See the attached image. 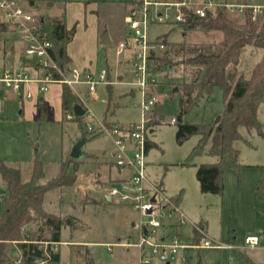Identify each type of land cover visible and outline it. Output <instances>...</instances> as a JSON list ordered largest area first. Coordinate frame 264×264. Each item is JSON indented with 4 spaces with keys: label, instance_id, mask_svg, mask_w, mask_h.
<instances>
[{
    "label": "rangeland",
    "instance_id": "obj_1",
    "mask_svg": "<svg viewBox=\"0 0 264 264\" xmlns=\"http://www.w3.org/2000/svg\"><path fill=\"white\" fill-rule=\"evenodd\" d=\"M32 1L34 3L28 9L33 13L42 16L59 15L65 10L67 23L72 24L78 20L69 48L76 55L73 66L92 73L94 79L98 78L102 69L106 72L105 82L97 83L91 94L87 92V84L76 86L80 97L84 99L83 102L77 96L78 103L93 115V124L102 121L111 127L110 122H114L120 127H126L139 122L142 119L143 96L136 84L133 50L125 48L120 53L117 52L118 43L130 36L128 31L122 30V18L129 12L132 0ZM251 1L264 3V0ZM227 15L232 21L244 22L243 15L229 10ZM255 22L260 23L261 19ZM95 30L99 34L104 31L109 42L103 44L91 41V34ZM186 34L184 37L179 27L168 23H151L146 30L149 41L165 37L171 43L181 42L184 38L186 42H209L221 38L219 31L204 33L194 30ZM5 47L6 43L1 38L0 58ZM161 52L159 50L152 55L161 56ZM261 53L259 48L244 46L238 73L248 75ZM151 63L152 60L149 63L152 80L149 78L147 81L152 90L148 94L154 97L156 103L145 110L144 118L156 121L147 124L150 147L145 156V173L148 181L157 185L163 196L175 205V210L172 211L168 210L169 207L161 209L162 217L158 214L153 216L160 222V226L155 228L156 236L164 235L168 229L178 225L184 235L190 236L193 228L198 226L214 242L233 245L231 249H185L186 264H196L199 258L202 264H225L229 256L238 260V253L243 250L255 260H264V102L259 105L257 112L262 125L261 133L254 127L239 128L242 137L234 142L238 149L239 168L224 169L223 190L220 194L202 193L195 175L196 166L216 161L215 156L207 153L210 140L203 143L201 152L187 164L188 154L200 143L199 136L192 135L179 143L176 132L180 123L209 122L219 116L224 109L222 88L215 86L208 98H201L179 119V101L183 97L179 82L188 80L189 75L183 73L182 66H162L159 72H154ZM28 73L33 75L29 70ZM174 86L178 87L176 91H173ZM85 94L88 96L85 97ZM51 108L52 111L38 121L33 111L24 110L23 114L19 113L21 103L10 98L0 100V160L18 164L21 179L25 181L31 176L33 159L37 156L43 163L44 175L40 181H46L58 173L61 162L69 158L74 144L81 141L84 165L81 166V162L71 163L69 173L78 174L89 168L96 171L98 168L104 178L108 172L107 167L110 166L111 175L120 174L111 156L114 145L108 133L87 132L86 115L79 119H67L65 115L62 116L57 105ZM171 118L176 121L171 123ZM91 155H95L96 160ZM129 170L127 168L121 175L130 174ZM77 183L78 179L70 188H75ZM114 186L118 187L117 184ZM107 188L98 184L87 193L98 199ZM3 191L0 178V195ZM82 197V204L77 202L73 206L70 204L73 195L67 187L50 189L44 195L46 210L70 213L79 218L73 225L67 224L61 228L58 264H139V249L125 243L137 240L140 224H144L149 217L142 216L130 204L87 202ZM158 200L161 205L165 204L161 196H158ZM34 226L32 225L33 228ZM246 233H256L259 237L258 244L243 247ZM234 235L238 236V240H233ZM202 237L200 234V239L194 241L192 236L190 242L197 244ZM239 262L243 263L241 260ZM14 264L18 262L15 261ZM171 264H175V260Z\"/></svg>",
    "mask_w": 264,
    "mask_h": 264
},
{
    "label": "trees",
    "instance_id": "obj_2",
    "mask_svg": "<svg viewBox=\"0 0 264 264\" xmlns=\"http://www.w3.org/2000/svg\"><path fill=\"white\" fill-rule=\"evenodd\" d=\"M231 0H223L227 3ZM237 3L253 4L251 0H232ZM227 8L216 4L206 10L203 17L189 12L187 20L176 25L184 37L189 31L200 30L204 33L219 31L221 38L209 42H167L163 37L165 47L161 56L152 55L151 68L159 72L162 66H182L188 80L179 82L183 97L179 101V119L188 112L201 98H208L215 86H220L223 92V112L218 121L215 118L209 122L180 123L176 132V140L181 143L192 135L199 136V144L194 146L187 157L189 160L199 154L202 145L207 140L210 144L207 153L216 157L213 163H201L196 166V179L202 193L220 194L223 190L222 173L225 168L238 169V149L234 142L242 136L240 127L256 128L261 133V123L258 120V107L264 102V17L260 23L251 19L250 9H245L244 22L238 23L229 19ZM43 29L47 31L52 42L50 54L56 64L64 68L70 63L66 47L74 33L65 25V13L43 16ZM1 29L4 27L1 26ZM261 49L262 53L254 63L248 75L238 73V65L244 46ZM56 75V74H55ZM57 76V75H56ZM78 97L66 84H62L61 105L64 113L74 112ZM42 101H39L38 119L42 117ZM77 119L81 115H75ZM156 120H149L148 123ZM113 126V125H112ZM150 141H147V149ZM75 163L69 157L60 164L58 173L46 181L43 177V163L37 156L33 159L31 176L23 181L21 168L0 160V178L4 194L0 201V264H39L59 263V251L52 244L60 241V232L66 218L43 209L44 194L53 188L70 187L77 180L76 173H69L68 167ZM32 225H35L34 228ZM36 227V228H35ZM194 241L200 239L197 229L193 228ZM15 250L20 255L15 254ZM243 264L255 263L239 252Z\"/></svg>",
    "mask_w": 264,
    "mask_h": 264
},
{
    "label": "built area",
    "instance_id": "obj_3",
    "mask_svg": "<svg viewBox=\"0 0 264 264\" xmlns=\"http://www.w3.org/2000/svg\"><path fill=\"white\" fill-rule=\"evenodd\" d=\"M216 4L224 5L230 12L243 16L245 9L248 8L251 19L254 21L264 17V3L245 4L232 0L227 3L217 0H175L173 2L134 0V7L124 18L130 31V39L120 41L117 52L120 53L125 48L133 50L132 55L135 59L134 65L137 72L136 84L143 96L141 103L142 119L126 127L118 125L108 127L102 121L93 124V115L87 111L86 107L83 113L86 115V131L89 133H108L113 140L115 165L131 170L130 175L117 184L118 187L108 186L104 197L113 203L130 204L139 210L142 216L149 217L144 224H140L141 235L136 243L139 249V264H170L172 260H175V264H186L187 257L183 252L186 248L231 249L233 247L232 244L224 245L214 242L206 237L203 228L198 226L195 228L203 237L197 244L190 243L177 231L156 236L155 228L160 226V222L153 216L158 214L159 217H162L161 209L169 207L168 210L172 211L175 210V205L163 196L162 190L157 185L148 181L145 173L148 141L147 124L150 118H144V112L156 103L154 97L150 93L148 94L152 90L147 81L149 78L152 80L149 63L152 60V54L165 47L162 39L149 41L146 38V30L151 23H168L176 26L187 20L189 12L195 16L203 17L206 10ZM30 6V0H0V35L1 26L14 31L23 44L24 57L29 61V65H22L18 69H0V86L10 95L19 99L32 98L33 92L30 89L32 84L40 93L46 92L51 84H66L80 97L76 86L85 83L88 93H93L97 83L105 82V70L102 69L98 78L94 79L92 73L76 66L59 67L50 54L52 42L47 31L43 29V16L31 12L28 9ZM28 68L40 71V73L30 75ZM80 99L84 102L82 97ZM65 117L71 119L73 114L67 112ZM175 121V118H171L170 122ZM158 196L163 198L165 204L161 205ZM258 242V235H247L243 239V247H253ZM52 245L53 249L56 250V244ZM17 262L19 263V261ZM38 263L43 264L45 261L40 260ZM225 264L243 263L229 256Z\"/></svg>",
    "mask_w": 264,
    "mask_h": 264
},
{
    "label": "crops",
    "instance_id": "obj_4",
    "mask_svg": "<svg viewBox=\"0 0 264 264\" xmlns=\"http://www.w3.org/2000/svg\"><path fill=\"white\" fill-rule=\"evenodd\" d=\"M31 1L32 0H30V2ZM217 1H222V0H217ZM254 3H263V2L257 1V2H253V4ZM133 7H134V0H132V2L130 3V8H129L128 11L130 12V10ZM64 13H65V25H66V28L67 29H70L73 26L75 28L74 33H73V36H72L71 40L69 41V43L67 44V47H66L67 54L70 57V63L68 65L73 66L72 65L73 64V61H74L73 59L76 57V55L75 54H72V52L70 51L69 48L72 45V42H73L72 40H73L74 34L76 33L75 31H76V26L78 24V20L76 19V21L73 22L72 24L71 23H67V14H66V11L65 10H64ZM127 14L123 15V18H122V21H123V24H124L122 30L123 31H128V33L130 34V31H129V29H128L126 23H125V19H124ZM54 16H57V15H54ZM104 34H106L104 31H101V34H99L97 32V30H95L91 34V41H93V42H100V40H101V38L103 37ZM1 38L6 43V47H5L6 49H4L3 55L0 58V69H18V67H20L22 65H29V61L26 60V58L24 57L23 44H22V42L19 41V39L17 37V34L14 31H12L10 28H4V29H2V32H1V35H0V39ZM128 39H130V36H129V38H124L123 40H128ZM108 42H106V43H108ZM16 53L19 54V56L17 58L15 57V54ZM28 70L31 71L33 75H38L40 73V71H35L32 68H28ZM30 89L33 92V96H32V98H30L28 100V99H19V98L13 97L12 95H10V93H8L6 90H4L0 86V100H6V99H9L10 98V99L14 100L17 103H21V109L19 110V113L20 114H23L24 113V110L33 111V113H34V115H35V117L37 118L38 121H39V119H38V116H37L38 115L37 107H38L39 101H42V103H43V105H42L43 110H42V117H41V119L44 118V117H46V113L47 112H51L52 111V108L51 107L52 106H55V105H57V107H58L60 113L62 114V116L65 115V113L62 110V105H61L62 84H58V83L51 84V86H49V89L46 92H44V93H40L36 89V86L33 85V84L30 86ZM86 96H88V94H85V97ZM79 105H81V104H79ZM81 106L85 110V106H83V105H81ZM72 114H73V117L72 118L73 119H77L75 117V114L74 113H72ZM110 123L113 126L114 125H117L114 122H110ZM81 148H82V146H81ZM147 151H148V149H147ZM113 152H114V150L111 151V156L114 159ZM82 157H84V156L82 155V156H80L78 158H74L76 163L81 162V166L84 165V163L82 162V159H83ZM90 157L92 159L96 160L95 159V155H91ZM32 167H33V164H32ZM32 167H31V172H32ZM126 170H127V168H119L118 167V172L120 174L118 176L117 175L115 176V175H111L110 166H108L107 167V171L108 172L106 173V176L104 178H102L101 172H100V170L98 168H97L96 171H93L91 168H89L86 171L79 172L78 174H76L77 179H78V183H77L76 187L75 188L67 187L68 190H69V193H71L73 195V201H70V204H72L74 206V203H77V202L81 203L80 202L81 201V196H83L82 198H85L87 200V202H98V201H100V202H103V203H105V202L106 203H113V202L108 201L107 198L104 197L107 189L104 190L103 196L101 198H98V199L90 196L87 193V191L88 190H91L95 185H98V184L102 185V187H104V188L105 187H108V186H113L115 184H118L122 179H124V178H126V177H128L130 175L129 173L127 175H121V173L122 172H126ZM64 188H62V189H64ZM3 194H4V191H3ZM3 194L0 195V199L3 196ZM77 197L79 198L78 201H77ZM43 201H44V197H43ZM84 202H86V201H84ZM113 204H117V203H113ZM42 206H43V209L45 211H47L49 213H54V212H51V211L46 210L44 208V203L43 202H42ZM54 214H57V215H59L61 217L66 218V222L62 225V227L65 226V225H67V224L68 225L69 224H72L73 225V223H75L76 221H79V218L76 215H73V214H70V213H61V212H59V213H54ZM63 215H66V216H63ZM171 231H177L181 236H183L185 239L189 240V242L193 239L192 238L193 233L190 236L184 235V233L180 230V225L171 227L170 229L167 230V232L165 234L170 233ZM251 234L257 235L256 233H246L245 236L251 235ZM140 235H141V230H139V233H138V236H137V240L135 242H131V243L128 242V243H125V244L126 245H133V246L137 247L136 246V243L138 242V240L140 238ZM233 240H238V236L234 235ZM60 242H61V239L58 242V244H56V247H57L56 250L59 251V255H60V249H59ZM66 242L69 243L70 241H66ZM189 248H194V247H189ZM195 248H200V247H195ZM186 249H188V248H186ZM184 250H183V252H184ZM14 252L17 255H20V252L19 251L15 250ZM239 252H242L247 258H249L251 261H253L255 263L264 262V260H258V259L255 260V259H253L244 250L243 251H239ZM85 253H86V251H85ZM85 256H86V254H85ZM237 256H238V260L239 261L241 260L243 262V260L239 258V253H238ZM59 260H60V258H59Z\"/></svg>",
    "mask_w": 264,
    "mask_h": 264
},
{
    "label": "water",
    "instance_id": "obj_5",
    "mask_svg": "<svg viewBox=\"0 0 264 264\" xmlns=\"http://www.w3.org/2000/svg\"><path fill=\"white\" fill-rule=\"evenodd\" d=\"M30 4L32 5L33 2L31 1ZM108 41H109V40H108V38H107V35L104 34L103 37L101 38L100 42H101V43H106V42H108ZM18 56H19V54L16 53V54H15V57L17 58ZM177 89H178V87H177V86H174L173 91H176ZM74 112H75V113H74L75 115H82L83 112H84V109L82 108L81 105L77 104V105H75V107H74ZM162 117H163V116H161V118H162ZM218 119H219V116H217V117L215 118V121H218ZM81 146H82V142H81V141L76 142V143L74 144V146L72 147V150H71V152H70V157H72V158H78V157H80V156H81ZM148 212H149V211H148ZM167 264H168V263H167ZM196 264H202L200 258L197 260Z\"/></svg>",
    "mask_w": 264,
    "mask_h": 264
}]
</instances>
